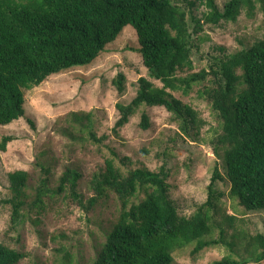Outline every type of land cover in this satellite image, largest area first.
I'll list each match as a JSON object with an SVG mask.
<instances>
[{
  "label": "trees",
  "instance_id": "trees-1",
  "mask_svg": "<svg viewBox=\"0 0 264 264\" xmlns=\"http://www.w3.org/2000/svg\"><path fill=\"white\" fill-rule=\"evenodd\" d=\"M207 6L209 12L203 18L192 16L190 26L177 0H0V126L25 117L24 91L50 76L90 65L124 27L131 26L142 64L161 87L140 77L131 102L116 103L118 119L113 131L127 125L140 107H160L170 114L182 137L197 141L203 121L172 92L186 95L192 85H199V96L218 122L219 133L211 140V148L216 159L223 160L229 198L247 212L264 211V39L248 49L213 58L207 70L193 73V42L203 24L235 22L251 0H227L221 9L208 0ZM124 84L125 76L119 72L112 85L120 95ZM65 121L70 129L65 134L73 142L103 143L91 112H70ZM27 123L34 128L29 119ZM139 127H150L146 113ZM12 140L3 136L0 151L5 152ZM35 167L39 174L34 185L28 171L8 175L6 203L12 223L30 213L38 221L48 206L58 202L78 205L85 213L102 206L111 194L120 203L90 264H172L173 252L191 243L195 244L193 255L217 245L233 251L222 231L218 240H205L215 227L211 212L223 197L215 191L216 183L224 181L217 167L207 187V200L191 216L180 215L170 198L165 166L157 171L130 169L123 175L112 161H105L90 182L94 195L86 201L78 192L81 174L75 168L65 166L51 188L50 162L36 160ZM251 242L257 251L252 261H264V234L251 237ZM23 258V253L0 243V264H18ZM247 263L227 255L210 264Z\"/></svg>",
  "mask_w": 264,
  "mask_h": 264
},
{
  "label": "rangeland",
  "instance_id": "rangeland-1",
  "mask_svg": "<svg viewBox=\"0 0 264 264\" xmlns=\"http://www.w3.org/2000/svg\"><path fill=\"white\" fill-rule=\"evenodd\" d=\"M211 1L221 9L227 0ZM189 2L193 4L191 7ZM207 2L177 0L185 8L190 26L192 16L203 18L209 12ZM263 39L264 0H251V6L242 7L235 22L203 24V31L193 42L192 72L207 70L213 58L248 49ZM138 47L135 31L126 26L90 65L50 76L38 87L24 91L25 117L0 126V142L3 136L13 138L6 151H0V243L24 254L18 264H90L104 241L105 232L110 230V222L118 215L120 203L111 194L102 206H96L89 213L78 205L58 202L48 206L38 221L30 213L18 223H12L11 207L6 203L10 198L8 175L17 170L28 171L30 184L34 185L39 174L36 160L50 162L51 188L56 186V179L65 166L78 170L81 174L78 192L83 201L94 195L90 182L105 161H112L123 175L130 169L145 167L157 171L165 166L169 170L170 198L178 213L184 216H191L207 200V187L217 167L224 181L216 183L215 191L223 197L217 203V210L211 212L215 227L205 240H218L222 231L225 240L233 245V251L217 245L193 255L195 244L191 243L173 252L172 264H210L227 255L246 259L247 264H264V261H252L257 251L251 242V237L264 234V211L247 212L229 198L230 186L223 160L216 159L211 148V140L219 133L218 122L210 105L199 96V85H192L186 95L172 92L196 110L203 121L197 141L182 137L170 114L160 107H140L127 125L113 131L118 119L115 105L131 102L140 77L161 87L160 82L149 77L137 53ZM119 72L125 76V90L121 95L112 85V79ZM70 112H91L96 134L104 138L103 143L73 142L65 134V130H70L65 121ZM142 113L150 119L147 130L139 127Z\"/></svg>",
  "mask_w": 264,
  "mask_h": 264
}]
</instances>
